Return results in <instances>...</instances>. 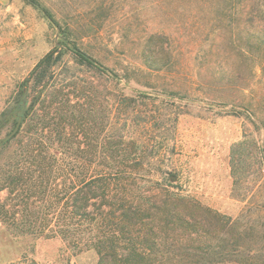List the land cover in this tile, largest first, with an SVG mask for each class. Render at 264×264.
I'll list each match as a JSON object with an SVG mask.
<instances>
[{
    "label": "rangeland",
    "instance_id": "rangeland-1",
    "mask_svg": "<svg viewBox=\"0 0 264 264\" xmlns=\"http://www.w3.org/2000/svg\"><path fill=\"white\" fill-rule=\"evenodd\" d=\"M35 1L0 0V264H97L73 193L117 170L264 223V71L220 55L182 0Z\"/></svg>",
    "mask_w": 264,
    "mask_h": 264
},
{
    "label": "trees",
    "instance_id": "trees-1",
    "mask_svg": "<svg viewBox=\"0 0 264 264\" xmlns=\"http://www.w3.org/2000/svg\"><path fill=\"white\" fill-rule=\"evenodd\" d=\"M182 3L189 18L199 21L195 33L204 41L222 37L220 55L246 61L251 75L264 71V0ZM68 49L82 65L100 66L76 46ZM170 177L178 182L175 174ZM182 192L171 182L141 186L137 173L117 170L82 179L71 206L78 217L100 222L92 246L97 264H264V223L221 215Z\"/></svg>",
    "mask_w": 264,
    "mask_h": 264
},
{
    "label": "water",
    "instance_id": "water-1",
    "mask_svg": "<svg viewBox=\"0 0 264 264\" xmlns=\"http://www.w3.org/2000/svg\"><path fill=\"white\" fill-rule=\"evenodd\" d=\"M15 116V115H14ZM20 122H21V118L19 117L16 123V126L14 128V130L6 137L5 140H9L12 138L13 135H15V133L18 131L19 126H20Z\"/></svg>",
    "mask_w": 264,
    "mask_h": 264
}]
</instances>
